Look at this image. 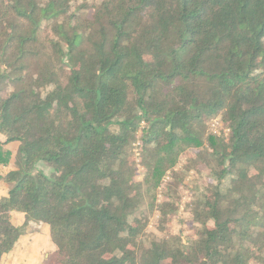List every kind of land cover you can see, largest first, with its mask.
I'll return each mask as SVG.
<instances>
[{"label":"trees","instance_id":"16d2710c","mask_svg":"<svg viewBox=\"0 0 264 264\" xmlns=\"http://www.w3.org/2000/svg\"><path fill=\"white\" fill-rule=\"evenodd\" d=\"M137 144L209 167L193 234L145 236ZM0 182V264L31 223L46 264H264V0H0Z\"/></svg>","mask_w":264,"mask_h":264},{"label":"rangeland","instance_id":"374dc122","mask_svg":"<svg viewBox=\"0 0 264 264\" xmlns=\"http://www.w3.org/2000/svg\"><path fill=\"white\" fill-rule=\"evenodd\" d=\"M31 19L34 22H38L40 17L35 15ZM23 22L27 25H32V21L27 18H24ZM11 91L12 90L9 89L4 92V96L9 95ZM220 120L221 118L218 116L213 120L207 121L206 131L212 133L217 128L218 130H221ZM140 137L141 134L138 138ZM9 148L11 150H7L11 151L13 156H17L20 144L16 143ZM135 148L132 160L135 161L136 180L145 185L143 190L145 193L144 204L142 210L138 214V219L140 221L142 220L146 225L145 236L150 239L161 241L171 236L193 234L197 225L192 221L193 217L191 215L190 205L196 199L198 193L201 194L202 190L209 188L211 185L212 182L208 179L210 172L209 167L200 164L199 159H197V162L194 163V165L196 164L198 166L197 169L188 170V167L184 163L186 159H183L180 163L182 170L176 169L175 178H171V175L168 174L163 180H161V185L156 187V184L159 182V179L156 176L154 178L151 177L146 183L147 167L145 166L148 163L139 155L140 150L138 144ZM192 157H194V154ZM45 171L46 173H49L48 169H45ZM252 175L253 173L251 172L250 175H248L249 178H251ZM255 185V189L258 191L262 189L264 191V184L261 185L257 182ZM6 192L7 186L0 182V195L6 194ZM162 202H167L171 205H168V209L176 208L177 216L174 214L173 220L167 222L169 217L166 215L164 218L166 224L164 223L161 225L159 224L160 214L157 205ZM48 228V226H42V224H30L26 236L21 239L20 243H18L11 253L4 257L3 264H46L48 254L55 251V247H53L54 249H50L48 247L49 243H44L45 232ZM161 228H164L165 231H161ZM27 259L30 260L29 263L26 262Z\"/></svg>","mask_w":264,"mask_h":264},{"label":"crops","instance_id":"0c3cea01","mask_svg":"<svg viewBox=\"0 0 264 264\" xmlns=\"http://www.w3.org/2000/svg\"><path fill=\"white\" fill-rule=\"evenodd\" d=\"M15 144H16V143H12V144H10V145L7 147V149L11 150L9 147H10L11 145H15ZM15 157H16V156H15ZM31 224H33V223H31ZM42 226H47V225L42 224ZM45 233H46V235H45V242H44V243H46V244L49 243V246H48V245H47V246H48L50 249H54V248H53L54 246L52 245L51 240H50V234H49V233H50V230H49V228L47 229V231H46ZM48 239H49V241H48ZM28 257H29V256H28ZM21 260H22V259H21ZM22 261H23V260H22ZM23 262H24V261H23ZM26 262L29 263L30 260L27 259Z\"/></svg>","mask_w":264,"mask_h":264},{"label":"built area","instance_id":"2783aa9c","mask_svg":"<svg viewBox=\"0 0 264 264\" xmlns=\"http://www.w3.org/2000/svg\"><path fill=\"white\" fill-rule=\"evenodd\" d=\"M215 133H216V130H215Z\"/></svg>","mask_w":264,"mask_h":264}]
</instances>
